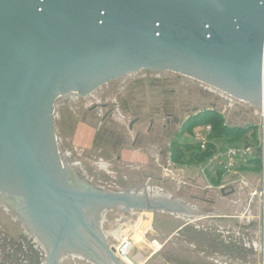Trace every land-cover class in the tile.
<instances>
[{"label":"water","instance_id":"water-1","mask_svg":"<svg viewBox=\"0 0 264 264\" xmlns=\"http://www.w3.org/2000/svg\"><path fill=\"white\" fill-rule=\"evenodd\" d=\"M141 70L260 107L264 0H0V200L16 202L47 241L49 264L68 253L122 264L101 232L113 209L201 216L148 189L105 191L60 153L57 99Z\"/></svg>","mask_w":264,"mask_h":264},{"label":"rangeland","instance_id":"rangeland-1","mask_svg":"<svg viewBox=\"0 0 264 264\" xmlns=\"http://www.w3.org/2000/svg\"><path fill=\"white\" fill-rule=\"evenodd\" d=\"M110 96L128 102L130 113L124 120L106 115L108 109L93 108ZM230 97L177 72L141 70L111 81L94 98L57 99L60 153L69 154V163L83 166L84 178L108 192L148 189L207 214L197 219L157 211L145 218L142 213L148 211L138 209L130 215L119 209L106 212L101 232L122 264H264L262 166L243 160L234 169H224L210 160L198 164L171 155L173 141L205 137L203 126L185 123L197 112L211 109L230 126L256 127L247 136L255 156L259 142L251 136L261 138L256 107ZM5 201L0 200V264H49L47 241L24 212L14 209L16 202ZM129 216L140 218L137 228L129 225ZM154 240L160 247L151 244ZM123 244L129 246L126 252L120 250ZM59 264L94 263L68 253L59 257Z\"/></svg>","mask_w":264,"mask_h":264},{"label":"trees","instance_id":"trees-1","mask_svg":"<svg viewBox=\"0 0 264 264\" xmlns=\"http://www.w3.org/2000/svg\"><path fill=\"white\" fill-rule=\"evenodd\" d=\"M208 124L212 126V132L210 133L209 140L204 149L201 148L202 142L199 140L181 143L178 139L172 143V157H174V159L179 157L182 158L181 160H187L192 163H206L213 157L217 146H220L222 149L230 146H237L238 144L250 146L252 141L248 140L247 136L256 129V127L253 126L246 128L230 126L225 122L218 111L211 109H205L190 116L185 126H204ZM251 137L256 142H259V146L257 147V151H259L260 141L258 137H255L254 134ZM257 154L258 152L256 156ZM247 161L249 163H255L258 167L262 166L260 158L258 157L250 158Z\"/></svg>","mask_w":264,"mask_h":264},{"label":"built area","instance_id":"built-area-1","mask_svg":"<svg viewBox=\"0 0 264 264\" xmlns=\"http://www.w3.org/2000/svg\"><path fill=\"white\" fill-rule=\"evenodd\" d=\"M261 106L256 107V112L260 117V123L259 127L261 130V138H260V150L257 151V156H253L254 149L252 146H230L222 149L220 146H217V149L213 155V157L210 159L211 162H216L223 166L224 169H234L238 161L248 160L253 157L260 158L263 173H264V89L262 90L261 95ZM233 99L232 96L229 98ZM241 101V100H240ZM243 102V101H241ZM233 105V102L231 103ZM205 137L198 138L197 140L202 142V149L205 148L207 141L209 140L210 133L212 132V126L211 125H204L203 126ZM256 154V153H255ZM259 195L264 198V190L260 191ZM153 246L160 247V243L157 240H154L151 243ZM128 248V244H123L120 247V250L122 252H125L124 250Z\"/></svg>","mask_w":264,"mask_h":264},{"label":"flooded vegetation","instance_id":"flooded-vegetation-1","mask_svg":"<svg viewBox=\"0 0 264 264\" xmlns=\"http://www.w3.org/2000/svg\"><path fill=\"white\" fill-rule=\"evenodd\" d=\"M128 77V76H127ZM127 77H123V80L124 79H126ZM115 81V80H114ZM110 83V82H109ZM109 83L108 84H105V85H109ZM105 85H103V86H100V87H98L95 91H93L92 93H89L88 95H77V96H65V97H69V98H71V99H73V100H77V99H79L80 101H84V100H86V98H88V97H90V98H94L95 97V93L99 90V89H101V88H104L105 87ZM109 87V89H110V87L111 86H108ZM112 88V87H111ZM117 89H119V90H124V88H122V87H118ZM121 92V91H120ZM123 94V93H122ZM114 96V95H113ZM113 96H110L111 98L113 97ZM61 98H64V97H61ZM121 99H123L124 100V102H119V101H115L116 99H115V97H113L112 99H110L109 97L108 98H106L104 101H97L96 102V105H93V108L94 109H103V110H106V109H108V112L106 113V115H113V116H119V118L121 119V120H124L125 118H126V116L127 115H129V106H128V102L127 101H125V99L124 98H121ZM98 100V99H97ZM109 101H111V102H109ZM110 105H112V106H114V107H110ZM116 106V107H115ZM139 119V118H138ZM137 118H136V120H138ZM134 126L131 124V128H133ZM68 156H69V154L67 153L65 156H63L64 158H66L67 159V168H68V170H70L71 172H76L77 174H79L82 178H84L83 177V173H82V171H83V166H81V169H80V167H79V164H75V163H69V161H68ZM121 155H118L117 156V159H118V161L119 160H121ZM108 167H110L109 165L107 166V165H102V166H100V168H105V169H107ZM110 172V171H109ZM96 248V247H95Z\"/></svg>","mask_w":264,"mask_h":264},{"label":"bare ground","instance_id":"bare-ground-1","mask_svg":"<svg viewBox=\"0 0 264 264\" xmlns=\"http://www.w3.org/2000/svg\"><path fill=\"white\" fill-rule=\"evenodd\" d=\"M147 213H150V212H145V213H142V216L146 218V215H147ZM128 218H130V219H128V220H130V221H131V222H129V225H130V226H132V227H136V228H137V227H138V225H139V221H140L139 219H140V218H139V217L137 218V216H136V219H135V220H133V218H132V217H130V216H129ZM142 223H144V220H143V222H142ZM145 224H146V223H145ZM132 230H133V229H132ZM138 237H139V238H142V236H141V235H140V236H138ZM139 240H140V239H139ZM128 247H129V246H128ZM127 249H128V248H126L124 251L126 252V251H127ZM136 254H137V253H136Z\"/></svg>","mask_w":264,"mask_h":264},{"label":"crops","instance_id":"crops-1","mask_svg":"<svg viewBox=\"0 0 264 264\" xmlns=\"http://www.w3.org/2000/svg\"><path fill=\"white\" fill-rule=\"evenodd\" d=\"M196 211H198V212L200 213V215H201V216H200V217H198V218L195 216L197 219H202V218H205V217H206V215H207L206 213L200 212V211H199V210H197V209H196ZM142 224H143V223H142Z\"/></svg>","mask_w":264,"mask_h":264}]
</instances>
